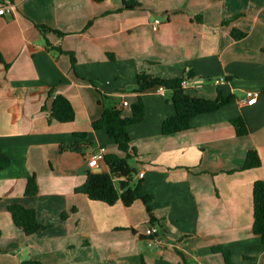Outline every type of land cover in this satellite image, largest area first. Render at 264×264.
<instances>
[{"label":"crops","instance_id":"crops-1","mask_svg":"<svg viewBox=\"0 0 264 264\" xmlns=\"http://www.w3.org/2000/svg\"><path fill=\"white\" fill-rule=\"evenodd\" d=\"M132 1L141 6L123 9ZM8 3L12 13L0 15V151L10 158L0 170V264H264L253 232V187L264 181V0H0V8ZM39 25L62 36L43 34ZM233 30L246 36L235 40ZM140 73L191 74V96L235 99L164 137L162 120L176 114L172 93L141 95L146 120L129 128L133 184L151 196L156 221L141 200L110 206L75 191L89 171L110 173L104 160L87 165L94 155L118 152L92 124L110 107L131 116ZM247 91L260 93L256 104L243 103ZM55 96L69 100L73 122L51 119ZM240 117L244 137L231 123ZM250 150L262 166L242 171ZM32 176L39 191L27 197ZM14 204L34 210L44 229H18ZM150 225L161 244L150 246ZM215 247L230 253L229 262Z\"/></svg>","mask_w":264,"mask_h":264},{"label":"trees","instance_id":"trees-1","mask_svg":"<svg viewBox=\"0 0 264 264\" xmlns=\"http://www.w3.org/2000/svg\"><path fill=\"white\" fill-rule=\"evenodd\" d=\"M96 3H109L110 0H94ZM141 5L136 1L124 3L125 10H133ZM91 25V23L89 24ZM38 29L43 34L54 32L62 36L47 26L39 25ZM232 38L235 40L243 39L246 34L233 30ZM72 65H75L74 56L71 55ZM185 77L191 78L187 74L182 78L162 79L147 73L138 75V86L136 92L139 94L135 103L130 106L131 116L123 117L121 110L110 107L106 108L99 120L92 124L96 131H105L107 135L116 143L118 152L104 156V161L109 167L110 173L88 172L87 180L84 185L75 191L84 194L92 201L102 202L110 206L121 201L126 207H130L134 202L141 200L146 205L152 221H156L148 206L151 196H145L141 190V183L133 184L134 176L137 174V168L134 166L137 156L136 149L133 146V140L129 133V128L142 124L146 120V108L141 95L153 88L164 87L166 91L172 93L171 101L175 108V116L164 118L161 122V135L164 137L183 133L191 129V121L201 115L212 114L224 106L235 101L234 97H225L221 92L215 100L193 97L182 87V81ZM53 96V91L49 92V97ZM51 119L60 123H71L75 120L74 109L63 96H55L52 109ZM239 137L249 134L246 122L243 118H236L232 122ZM85 134H77V138H85ZM77 144V143H75ZM73 148L72 146L70 149ZM65 150V148H62ZM10 165V158L0 151V170L6 169ZM262 166L261 159L256 150H250L247 153L245 163L241 168L242 171L258 169ZM39 186L35 176L28 179L25 190L27 197H34L38 194ZM253 232L261 238L264 246V181H256L253 187ZM9 213L15 226L22 230L26 235H34L44 229L38 223L36 212L28 209L21 204H14L9 207ZM1 236V234H0ZM214 253L222 254L229 262L230 253L224 251L221 247H215ZM22 264H43L39 261H24ZM141 264H145L142 262Z\"/></svg>","mask_w":264,"mask_h":264},{"label":"built area","instance_id":"built-area-1","mask_svg":"<svg viewBox=\"0 0 264 264\" xmlns=\"http://www.w3.org/2000/svg\"><path fill=\"white\" fill-rule=\"evenodd\" d=\"M6 13H12V5L10 3H8V5H2L0 8V15H4ZM162 24V21L160 19H156L153 23V30L154 31H158L160 25ZM190 78L185 77L184 80L182 81V87L184 89H187L188 87V82H189ZM225 81V79L223 77L218 78L215 80V84L216 85H220L221 83H223ZM158 91L160 93H164L166 90L164 89V87H159ZM260 97V93L257 91H247L245 94V99L243 100V103L249 106H252L254 104H256L258 98ZM129 103L128 102H124L123 103V107H128ZM104 160V154L103 153H99L97 155H94L93 157H91L88 160V167L89 168H98L99 167V162ZM140 177L143 178L144 177V173L140 174ZM159 228L157 226L154 225H150L147 229H146V237L149 238V244L150 246H154L156 244H161L162 241L159 239Z\"/></svg>","mask_w":264,"mask_h":264}]
</instances>
